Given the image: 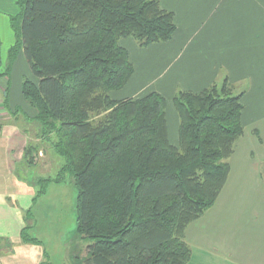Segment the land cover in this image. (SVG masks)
I'll list each match as a JSON object with an SVG mask.
<instances>
[{
  "label": "trees",
  "instance_id": "obj_1",
  "mask_svg": "<svg viewBox=\"0 0 264 264\" xmlns=\"http://www.w3.org/2000/svg\"><path fill=\"white\" fill-rule=\"evenodd\" d=\"M10 66L24 50L32 77L21 91L39 136L63 163L48 182L71 174L78 189L77 232L91 238L84 264H187V226L217 200L229 158L244 133L243 92L227 77L199 91H178V144L168 136L165 98L155 91L116 99L134 74L131 37L147 46L169 40L174 14L160 0H17ZM0 37V68L2 67ZM39 145L24 158L34 163ZM31 212V210L29 211ZM23 229L25 243L41 241ZM41 264H49L47 262Z\"/></svg>",
  "mask_w": 264,
  "mask_h": 264
},
{
  "label": "crops",
  "instance_id": "obj_2",
  "mask_svg": "<svg viewBox=\"0 0 264 264\" xmlns=\"http://www.w3.org/2000/svg\"><path fill=\"white\" fill-rule=\"evenodd\" d=\"M160 5L173 12L175 33L147 46L122 38L134 74L112 96L160 93L166 101L169 140L176 144L179 116L173 98L178 91L199 92L224 77L239 87L244 133L235 143L217 200L185 230L191 247L187 264H264V0H160ZM19 10L17 0H0L2 61L3 51L16 42L11 16ZM6 16L13 31L7 43L2 31ZM28 70L21 50L8 74L0 76V264L45 262L46 251L25 243L22 233L30 227L31 235L29 210L40 180L48 177L53 160L57 169L62 165L61 158L46 154L50 147L39 136V124L25 116L34 114L21 91V77ZM30 142L41 145L34 163L24 158Z\"/></svg>",
  "mask_w": 264,
  "mask_h": 264
},
{
  "label": "rangeland",
  "instance_id": "obj_3",
  "mask_svg": "<svg viewBox=\"0 0 264 264\" xmlns=\"http://www.w3.org/2000/svg\"><path fill=\"white\" fill-rule=\"evenodd\" d=\"M6 20L9 24L6 21V24L2 25L3 39L5 43L9 41V35L13 37L9 16H6ZM9 48L7 51H3L4 60L2 61L3 64L0 71H2V69L5 71L8 67ZM21 50H23V48H21ZM28 71L29 72L27 74L24 72V75L21 77V81L26 76L32 77L30 67ZM230 83L232 82L230 81ZM15 84L16 82L14 80L12 87H14ZM232 85L235 87L236 91H239V87H237L235 83H232ZM29 129L31 130V134L34 135L33 127L30 126ZM176 144H178V133ZM37 145H39V148L41 149V145ZM50 149L48 151L49 153H46V151H44V153L48 154V156L51 154L53 158L58 157ZM239 149L241 150V146ZM37 154L38 152L36 155ZM60 161H62V163L64 162L63 159ZM52 163L54 166L48 173V177L56 176L58 170L60 169H57V161L55 162L53 160ZM40 186L41 184H39L38 189H40ZM37 193L35 195L36 202L30 209L32 216V227L30 232L31 235L37 237L41 241L40 246L43 250V254L44 251H46L44 258L45 262L49 264H84L83 261L87 256L88 246L93 243V240L91 238H83L77 232L78 189L73 182L71 174L67 173L62 182H48L45 187V192L43 194H39L38 196ZM230 215L232 216V220L237 218V215L232 214V212ZM227 222L228 221L226 220L225 223Z\"/></svg>",
  "mask_w": 264,
  "mask_h": 264
}]
</instances>
